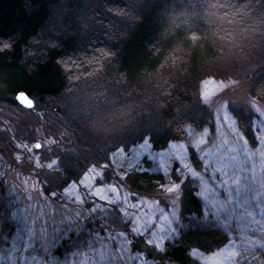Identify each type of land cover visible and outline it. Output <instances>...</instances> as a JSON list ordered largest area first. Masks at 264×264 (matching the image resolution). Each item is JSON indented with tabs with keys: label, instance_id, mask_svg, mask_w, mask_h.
I'll list each match as a JSON object with an SVG mask.
<instances>
[{
	"label": "rangeland",
	"instance_id": "1",
	"mask_svg": "<svg viewBox=\"0 0 264 264\" xmlns=\"http://www.w3.org/2000/svg\"><path fill=\"white\" fill-rule=\"evenodd\" d=\"M77 1L108 17L105 36L111 41L113 33L124 34L141 0H124L122 13L106 12L97 0ZM190 2L206 8L210 27L224 29L219 59L197 85L194 109L211 118L202 127L184 124L183 135L164 147L143 138L133 142L135 128L150 129L152 121L142 95L107 93L98 77L88 86L79 83L65 99L39 105L34 99L31 110L15 101L16 93V104L3 106L10 119L0 127L6 166L0 180V264H161L157 257L190 230L227 237L210 252L190 249L196 264H264V0ZM90 23L98 26L94 19ZM71 161L81 164L73 167ZM130 172L166 182L159 192L140 194L126 181ZM187 183L201 215L184 219L179 190L166 189ZM165 193L172 198L163 199ZM233 251L244 254L235 258Z\"/></svg>",
	"mask_w": 264,
	"mask_h": 264
},
{
	"label": "trees",
	"instance_id": "2",
	"mask_svg": "<svg viewBox=\"0 0 264 264\" xmlns=\"http://www.w3.org/2000/svg\"><path fill=\"white\" fill-rule=\"evenodd\" d=\"M97 1L106 12L116 13L122 11L124 2ZM135 6V15L125 25L124 34L113 33L110 41L105 36L108 17L92 13L80 1L0 0V127L10 119L3 106L16 104L13 94L25 92L39 105L52 98L65 99L78 91L79 83L86 80L90 85L93 77L104 78L103 90L107 93L142 95V109L150 112L146 116L152 121L150 129L145 126L143 131L142 125L135 128L136 134L129 137L135 138L133 142L143 138L154 148L164 147L183 135L184 124L202 127L209 123L206 112L194 109L199 97L197 85L219 59L217 46L224 29L210 27L206 8L190 0H141ZM246 132L252 138L253 132ZM21 135L26 133L22 131ZM4 147L0 137V155ZM192 161L199 164L194 157ZM71 163H75L73 167L81 164ZM5 167L0 160V180ZM174 172L170 170L171 181H177ZM126 181L140 194L159 192L160 184L166 182L163 176L134 172L126 176ZM178 190L182 218L201 215L193 188L187 183ZM164 196L165 200L172 198L166 193ZM56 207L62 208L60 203ZM226 238L214 230L186 231L180 243L169 246L157 258L161 264H196L189 256L190 249L210 252L221 248ZM138 244H132L135 250ZM60 252L58 249L57 254Z\"/></svg>",
	"mask_w": 264,
	"mask_h": 264
},
{
	"label": "snow or ice",
	"instance_id": "3",
	"mask_svg": "<svg viewBox=\"0 0 264 264\" xmlns=\"http://www.w3.org/2000/svg\"><path fill=\"white\" fill-rule=\"evenodd\" d=\"M18 99L22 100V101H23L28 107H32L31 102H30L29 100H27V98L24 97L23 95L18 96ZM34 147H35V149L39 150V149L42 147V145L39 144V143H37V144H35ZM55 163H56L55 161L52 162V164H50L49 167L51 168V167L53 166V164H55ZM166 191H167L169 194H173V193H177V192H178V188L176 187V185H173V186H171V187H168V188L166 189ZM133 231H135V229H134ZM149 245H150L151 247L156 248L158 251H163V250H164L159 244H157V245H152V244H151V241H149ZM261 246H264V245H261ZM244 251H247V249H245ZM243 254H244L243 251H239V252H238V251H233V252L230 253V255H231L232 257H235V258H239V257H240L241 255H243Z\"/></svg>",
	"mask_w": 264,
	"mask_h": 264
},
{
	"label": "water",
	"instance_id": "4",
	"mask_svg": "<svg viewBox=\"0 0 264 264\" xmlns=\"http://www.w3.org/2000/svg\"><path fill=\"white\" fill-rule=\"evenodd\" d=\"M20 95H23L24 97L27 98V100H29L32 104V107H28L22 100L18 99V96ZM15 101L22 107V108H25L27 110H31V109H34L35 107V102H34V99H32L27 93L25 92H17L16 95H15Z\"/></svg>",
	"mask_w": 264,
	"mask_h": 264
},
{
	"label": "bare ground",
	"instance_id": "5",
	"mask_svg": "<svg viewBox=\"0 0 264 264\" xmlns=\"http://www.w3.org/2000/svg\"><path fill=\"white\" fill-rule=\"evenodd\" d=\"M254 178H256V180H258V178H257V177H254Z\"/></svg>",
	"mask_w": 264,
	"mask_h": 264
}]
</instances>
